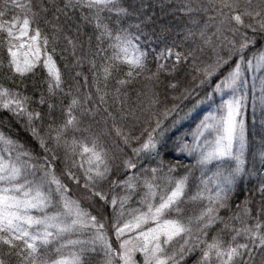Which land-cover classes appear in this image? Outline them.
I'll list each match as a JSON object with an SVG mask.
<instances>
[{
    "label": "snow or ice",
    "instance_id": "6c2138e0",
    "mask_svg": "<svg viewBox=\"0 0 264 264\" xmlns=\"http://www.w3.org/2000/svg\"><path fill=\"white\" fill-rule=\"evenodd\" d=\"M9 6L19 9L22 17L12 15L10 19H6ZM84 8L95 10L96 27L100 32L97 40L107 39L108 46L113 49V55L107 57L103 63L105 80L110 77L117 61L128 65L127 77L140 75L145 70L150 55L148 51L141 49L140 35L131 32L129 28L110 27L102 23L100 17V13L105 10L115 13L118 21L120 17H126L128 8L122 6V0H60L59 3L57 0H49L47 6L43 3L34 4L32 0H4L0 4V50L4 54L0 58V70L6 72L5 79L11 80L13 84L9 87L0 82V109L25 119L33 139L43 150L41 155L0 133V246L6 247L9 252H15L20 258V264H85L82 256L89 251H95L97 244L103 246L105 264H113L114 260L116 264H137L136 253L142 256V264H178L177 255L183 260L186 253L197 250L200 255L195 264H255L258 253L261 264H264V207L252 216L247 206L249 200L246 198L242 214L228 218L238 221L239 227L229 228V224L218 214L220 208L229 207L230 195L243 171L242 155L247 143L244 113L248 107L249 74L252 78L253 111L257 105L264 111V46L251 56H246V51L256 45L257 36L264 39V0H257L256 3L253 0H244L243 4L240 0H206L200 6L198 10L204 14L213 13L209 19L214 31L209 35L207 23L199 30V38L203 44L213 47L214 58L210 61L197 63L194 50L174 51L173 47H165L156 53V71L152 75L157 79L161 73H178L183 64L189 63L197 73L193 80L198 79L199 83L186 90L181 99H186L193 91L198 94L200 88L210 89L197 102L198 105L207 104V112L175 144L179 153L195 157L194 167L201 173L199 183L191 196L190 171H186L184 176L173 178L171 174L176 166L165 164L163 158L156 160V157L161 156L169 139L167 121L180 110L179 104L154 113V124L140 129L138 135L117 129L124 148L130 153L125 159H109L108 153L96 139H92L90 144L87 137L81 141H72L74 149L76 146L80 148L81 163L77 167L81 169L82 175L71 170L62 175L105 203H108L106 195L97 186L109 179L113 163H116L117 170L123 167L131 172L143 168L147 173L142 178L128 175L125 179L111 181L113 187L124 188L127 193L120 197L113 196L110 201L114 211L119 201L121 210L116 214V222L113 224L119 243L118 250L113 248L104 231L103 217L98 219L79 200L72 199L68 185L56 173V149L69 128L78 129L79 120L73 115V109L80 106L81 101L74 97L66 110L64 123L43 134L35 125L41 119V113L29 110L31 98L24 95L17 83H22L42 62L48 74L49 93L61 90V73L52 54L47 51L49 37L41 31L39 21L42 14L46 16L51 12L53 21H57L59 14L68 17L69 11L74 13L77 9ZM193 10L188 3L181 8V11L188 13ZM245 17L250 21L247 24ZM48 22L44 20V23ZM136 27L139 28L140 25ZM53 28L57 29L55 23ZM240 28L250 29L252 34L240 32ZM228 34L233 38L230 39ZM195 35L191 30L185 32L186 39ZM237 35L239 41L234 38ZM52 39H56L55 31ZM65 39L75 54L74 40L68 37ZM214 40L220 41L224 55L216 50ZM213 78H216L214 84ZM127 82L117 81L121 85ZM168 86L173 89L177 87L174 83ZM97 91L99 92V88ZM88 99L86 96L84 103ZM100 100L104 101L103 95ZM39 103H45L43 95ZM51 107L50 104L49 108ZM64 144L67 146L68 142L64 140ZM142 156L151 158L156 166L144 168L141 163ZM141 179L142 195L135 191ZM159 181L167 184L163 191ZM205 193L208 195L205 196ZM259 193L261 204L264 205V179L260 182ZM133 194L140 197L137 201L139 207L127 212L128 218L124 219L126 202ZM204 199L208 200L210 206L205 207L195 217L185 215L182 205L186 200L195 202ZM193 220L198 226L197 233L192 230ZM217 221L224 225L222 231L230 233V239L214 235L209 242L206 239V230ZM149 222L151 227H141ZM89 232L91 236L84 239H63L73 233ZM176 237L183 239L184 244L178 254H169L167 249ZM58 240H63V243L55 249L57 253L64 247L78 250L67 256L60 255L56 259H49L46 253L41 254L42 247ZM0 264H4V261L0 260Z\"/></svg>",
    "mask_w": 264,
    "mask_h": 264
},
{
    "label": "rangeland",
    "instance_id": "374dc122",
    "mask_svg": "<svg viewBox=\"0 0 264 264\" xmlns=\"http://www.w3.org/2000/svg\"><path fill=\"white\" fill-rule=\"evenodd\" d=\"M39 0H35L34 4H38ZM122 0V4H123ZM4 0H0V4H3ZM23 2V0H21ZM257 0H253V3H256ZM190 4L193 7V11L191 13L181 11V8L184 4ZM206 3V0H169V3L166 5V8L163 6L159 7L161 13L165 15V19H169V27L173 28V39H171L169 43V47L173 46L174 51H188L194 50L196 53V62L200 61H210L214 58L213 47L211 45H204L203 42L199 38V30L206 23L209 25L208 33L211 34L214 31V27L212 26V21L209 19L210 16L213 15L212 12L204 14L202 11L198 10L202 4ZM240 3L243 4L244 0H240ZM35 10V8H34ZM107 14L115 15V13ZM12 15H19L22 17V13L19 9L12 8L9 6L6 19H10ZM196 21V23H193ZM245 23H249V19L247 17L244 18ZM191 30L196 35L194 37L185 38V32ZM250 29L240 28V32H247ZM135 34L140 35V47L142 50L148 51L150 55L146 61L145 70L140 75H133L132 77H127L126 74L122 80H127L128 82H134L143 76V85L140 86V89L131 93V95H127L124 90L125 84H116L113 90L112 100L115 105L118 107L120 112L112 113L108 109L105 108L103 103L99 101L97 98H91L90 96L87 103H85V111H86V121L83 123H79L78 129L69 128L65 133L63 140L61 141L60 146L56 149L57 155L63 159L66 163L68 170L76 173L77 175H82V171L77 165L81 163V155L80 148L76 146L75 149L72 146V141L75 139L77 141L83 140L85 137L88 139V143H91L92 139H96L99 144H101L106 152L108 153L109 159L118 158L120 160L127 158L130 153L127 149L124 148L122 143V137L117 135V129L124 133L131 132L132 134L138 135L140 129L145 127H150L154 124L155 116L154 113L162 112L164 108H170L174 104L180 105V110L174 116L175 124H173V120L168 124V142L161 152L160 157H156V160L163 158L165 164L176 166L175 171L171 174L173 178H179L184 176L186 171H190L189 175V185L190 191L189 196H191L192 192L195 191L196 185L199 183L200 171L195 165V157H188L186 153H179L176 151L175 144L178 141L179 137L182 136L185 132H187L190 128H194L195 124L198 122V119L203 116L205 112L208 110L207 104L198 105L197 102L200 100V96L198 95L201 92L200 88L197 92L193 91L190 96L186 99H181V97L186 93V90H190L194 85L199 83V80H193L194 76H197V73L194 72L192 65L183 64L180 67L178 73H172L168 75L166 73H161L159 78L157 79L152 75L156 71V63L155 56L159 51L155 49L156 42L151 40L148 35L143 33L140 30L131 31ZM248 33V32H247ZM229 38L232 39V35L228 34ZM237 41H239V35L234 37ZM213 44L216 46V50L220 52L221 55H224L225 52L220 48V41L214 40ZM82 48V47H81ZM48 51V45H47ZM49 53V51H48ZM113 55V49L111 51ZM50 54V53H49ZM76 54V63L83 65L86 60V51L82 48L80 53ZM111 55V56H112ZM81 60V61H80ZM169 67H171V61L168 62ZM122 67L126 72L129 71V67L127 64L122 63L120 61L116 62V67ZM38 73V74H36ZM34 77L35 79H39L41 82L34 86V92L39 93L40 86L47 91V95L52 96L54 93L56 94L59 91H54L53 93H49L48 91V74L47 70L44 69L43 64H39L33 73H30L26 76V78ZM170 83H174L177 85L175 89L170 88L168 85ZM251 84L252 78L251 75H248V107L244 113V119L248 118L249 123H246V147L244 149L242 160H243V171L239 178L236 181V184L233 188L232 194L230 195L228 201V208H220L219 216L223 217L225 221L229 224V228L232 226L239 227L240 223L238 221L229 220V217H234L238 213L243 212V202L247 198L249 200L248 208L251 210V215L255 216L256 212L264 205L261 204V196L259 193V186L262 179H264V111H261L259 105H257L255 111L252 108V100H251ZM119 89V91H117ZM257 96L259 95V85L257 82ZM106 96V93L100 92L101 96ZM194 99V107L192 109H188V112L184 114L183 109L186 108L187 100ZM40 100V99H39ZM155 101V103H153ZM219 102V97H217V103ZM29 103H32L31 101ZM213 108L215 105L212 106ZM32 110H35L34 107H31ZM111 114V115H109ZM184 115V116H183ZM115 117V119H113ZM151 117V120H149ZM39 129L43 134H47L46 131L41 129V123L39 124ZM49 133V132H48ZM64 140L68 142L67 146L64 144ZM87 157L85 156V160ZM75 162V164H74ZM118 162V161H117ZM141 163H143L144 168L150 169L151 167L156 166L155 162L151 160V158L142 156ZM84 167H87V163H84ZM112 172L110 173L109 179L104 182L98 184L97 188L102 190L107 198L108 203L103 201L107 208L112 212H117L119 207V201L116 205L115 211L110 203L113 196L120 197L126 195V189L121 187H113L111 183V178L116 174L119 170L123 172V167H120L117 170L116 163L111 165ZM139 168V165H138ZM127 170L125 169L124 172ZM167 169H165V172ZM128 175H134L138 177H143L147 173L144 172L143 168H140L139 171L132 170L131 172L127 171ZM83 184V180H81ZM135 183V181H134ZM161 191L166 189L167 184L165 181H159ZM137 193L142 195L143 193V181L142 179L139 182V186L135 189ZM70 195V194H69ZM208 194L205 193V196ZM71 196V195H70ZM81 205L87 208L84 202V196H82ZM72 198V196H71ZM132 198L139 200V195H132ZM131 198V199H132ZM73 199V198H72ZM100 201V200H99ZM129 200L126 202V204ZM210 206L207 199L202 201H191L186 200L182 207L185 209L186 216H197L199 213L205 208ZM139 207V205H138ZM88 209V208H87ZM131 211V210H130ZM127 213V211H125ZM127 215H125V219H127ZM243 218V217H242ZM122 222V220H121ZM251 222V221H249ZM151 222L141 225L143 229H147L151 227ZM224 225L217 221L211 227H209L207 231L206 239L210 242L214 235H222L224 239H230V233L228 231H222ZM192 230L194 233L198 232V226L195 220H193ZM106 231V228L104 229ZM106 233V232H105ZM107 235V234H106ZM202 235V234H201ZM91 233H73L70 236H65L63 239H84L86 237H90ZM115 236V233L113 234ZM242 242V241H241ZM63 243V240L54 241L46 247H42L40 249L41 254H47L49 259H56L60 255L67 256L73 251H77V248L72 247H64L61 248L60 252L57 253L55 249L59 247V245ZM184 244V240L180 237H176L174 242L170 243L167 251L169 254L173 252L179 253V249L181 245ZM114 249H119V243L114 237V243L112 244ZM4 254L8 260L13 262L12 264H20V258L15 254V252H9V250L0 246V255ZM200 252L194 251L191 253H186L183 260L179 259L177 255L178 264H195V261L198 259ZM135 259L137 260V264H142V256L139 253H136ZM82 260L85 264H105L106 256L103 246L97 244L95 251H89L82 256ZM113 264H116V261H113ZM255 264H261V257L259 253L256 256Z\"/></svg>",
    "mask_w": 264,
    "mask_h": 264
},
{
    "label": "trees",
    "instance_id": "16d2710c",
    "mask_svg": "<svg viewBox=\"0 0 264 264\" xmlns=\"http://www.w3.org/2000/svg\"><path fill=\"white\" fill-rule=\"evenodd\" d=\"M35 3V0H32ZM59 3L60 0H57ZM43 3L45 6L48 5L49 0H39L38 4ZM169 0H124L122 6L128 8V15L122 16L117 20V17L107 12H101L100 17L102 23L108 24L110 27H124L129 28L130 31L140 30L150 37L151 40L156 42L155 49L160 51L165 47H169V43L173 36V28L169 27V19H165V15L159 10L160 6L166 8ZM167 9V8H166ZM44 20L49 21L44 23ZM53 23L57 25V29L53 28ZM95 10L77 9L74 13L69 11L68 17L63 14H59V19L53 21L52 14L49 12L46 16L41 15L39 26L41 31L49 37L48 51L52 54L53 59L56 62V66L59 69L62 77L61 90L54 93L52 96L47 95L46 89L40 86L39 93L34 92V86L37 84L41 85L39 79L34 77L25 78L22 83L17 82L19 89L23 91L24 95L31 98V102L28 104L29 110L31 107L35 108V111L41 113V119L35 122V125L39 128L41 123V129L50 132L51 129L56 128L64 123L66 119V110L75 97L81 101L80 106H76L73 109V115H75L79 123L86 121L85 111V97L90 96L91 98H97L100 100V92L106 93L107 97H104L102 102L106 109L112 113L120 112L118 107L112 100L111 94L115 85L118 84V80H122L127 72L122 67H117L111 71L110 77L105 80L104 73L102 71L103 63L107 57H111L112 49L108 46L109 42L107 39L97 40V36L100 35L99 30L96 27ZM140 25L137 28V25ZM55 31L56 39L53 40V32ZM251 35V30L247 31ZM65 37L74 40L76 44L75 51L80 53L82 48L86 51V60L83 65L76 63V54H73V48L67 43ZM264 46V39H260L257 36V43L253 48L246 51V56H251L253 52H256ZM82 47V48H81ZM173 47V46H172ZM54 49V51H53ZM3 51L0 50V58H3ZM81 61V60H80ZM95 65V67H93ZM79 73V75H77ZM38 74V73H36ZM6 72L0 70V82H3L5 86H13L11 80H6ZM86 78V80H85ZM216 82V78H213L212 83ZM143 76L134 82H127L125 84L124 92L127 95L135 93L143 85ZM99 88V92L97 89ZM206 91H210L207 87L201 89L198 94L201 99ZM41 95L44 96L45 103L40 104L39 99ZM186 108L183 109L184 114L188 112V109L194 107V99L187 100ZM52 105L49 108V105ZM184 116V115H183ZM175 117L169 119V124ZM246 123H249L248 118L245 119ZM0 133L11 139L24 144L30 149H34L36 153L43 155V150L39 147V144L33 139L32 134L27 126V121L23 118H18L12 113L0 109ZM51 155V152L48 153ZM56 161V173L61 177L64 183H66L70 189L69 194L73 199L79 200L82 203V196H84V202L88 210L98 217H103L102 223L106 228V234L111 244L114 243L113 236L114 228L113 224L116 222L117 212H112L106 206L103 201H99V198L92 197L87 193L81 186L67 180L62 173L68 171L66 163L60 158L57 153ZM120 170L112 176L111 181H119L125 179L127 171ZM82 185V182H80ZM138 207V203L134 198L130 199L126 204L124 211L129 212L132 209ZM127 213H125L126 215ZM125 219V216H124ZM121 222V221H120ZM123 222V220H122ZM0 260L4 261V264H12L10 260L6 258L4 254L0 255Z\"/></svg>",
    "mask_w": 264,
    "mask_h": 264
}]
</instances>
